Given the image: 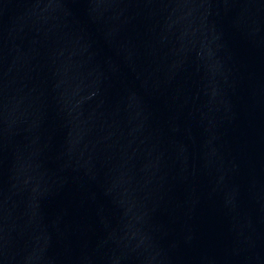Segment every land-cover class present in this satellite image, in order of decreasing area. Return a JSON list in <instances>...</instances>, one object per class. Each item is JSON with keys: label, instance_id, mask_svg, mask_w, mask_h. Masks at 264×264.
<instances>
[{"label": "water", "instance_id": "1", "mask_svg": "<svg viewBox=\"0 0 264 264\" xmlns=\"http://www.w3.org/2000/svg\"><path fill=\"white\" fill-rule=\"evenodd\" d=\"M0 264H264V0H0Z\"/></svg>", "mask_w": 264, "mask_h": 264}]
</instances>
